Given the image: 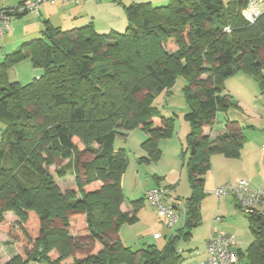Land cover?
<instances>
[{
    "label": "trees",
    "instance_id": "16d2710c",
    "mask_svg": "<svg viewBox=\"0 0 264 264\" xmlns=\"http://www.w3.org/2000/svg\"><path fill=\"white\" fill-rule=\"evenodd\" d=\"M247 1L168 0L159 7L132 3L123 8L126 27L121 33H99L92 23L62 30L45 21L39 38L4 55L0 228L15 241L17 251L4 264L182 263L176 245L189 240L201 224L210 157L239 158L245 140L242 127L231 120L215 138L203 134L204 128L214 126L218 112L239 108L224 83L243 74L264 96V13L254 24L247 23L242 17ZM24 60L40 75L22 85L10 80L8 72ZM177 77L186 81L183 119L190 125V193L183 203L174 199L185 209L183 226L162 247L133 250L120 241L119 230L137 221L145 194L130 202L129 212L120 210L127 158L125 150L114 149V141L141 129L147 153L141 161L159 159V141L174 135L175 120L163 116L152 100ZM57 162H65L54 169L58 178L67 173L74 177L65 192L51 173ZM166 189L171 193L174 188ZM236 206L246 214L254 236L245 254L235 250L238 264L242 259L245 264H264V213ZM5 212L19 220L22 238L3 218ZM24 242L33 243L30 253ZM52 251L55 260L49 258Z\"/></svg>",
    "mask_w": 264,
    "mask_h": 264
},
{
    "label": "rangeland",
    "instance_id": "374dc122",
    "mask_svg": "<svg viewBox=\"0 0 264 264\" xmlns=\"http://www.w3.org/2000/svg\"><path fill=\"white\" fill-rule=\"evenodd\" d=\"M221 1L227 3L228 0ZM111 2H113V0H101V4H93L89 6V9L96 15L95 23L99 25L98 27L101 31L106 33L110 29V25H112L110 23L113 22L114 27L117 29L116 31L121 33L126 27L124 15L122 16L120 13L123 7L115 6L116 9H112ZM167 3L168 2H165L163 6ZM115 4L119 5L117 2H115ZM40 36L41 34L32 36L23 42L34 38L36 39L37 37L39 38ZM23 42H19L15 47L18 48ZM226 81L231 91L225 90V92L230 94L234 101L238 102V100L240 101V98H242L243 101H248V105L252 106V102L249 101L251 96L254 95V92L249 93L248 88L244 84V82H251L250 84L253 86L250 85V87L252 90H255V97L262 107L256 112L253 108H247L243 104V110L230 107L226 112H218L216 115V123L213 127L220 129L222 127L224 128L226 120L237 121L243 129L245 140L239 158H226L220 154H213L210 157V168L204 176V198L200 205L203 223L191 232L189 240H179L176 245L177 250L181 252L183 258L182 263L194 256L192 254L198 253V255H203V252H205V239L212 225L213 217L220 218V220L215 221V228L222 232L232 233L235 236V249L237 248V250H240L243 254H245L246 249L254 240L246 214L237 208L233 198L227 195L222 199H217L213 195V191L215 187L234 184L239 180L248 182L254 188L264 190V152L261 150V147L264 145V96L261 94V90L257 83L246 75L235 74L226 79ZM185 85L186 81L182 77H177L169 90L154 95L152 100V104L157 107L163 116H174L175 129L171 140H173V144H180V142L184 144L177 158H171L172 154L170 149L169 153H165V155L161 154L156 161H149L148 163L141 161V158L147 157V153L142 148V143L146 136L141 129L129 131L126 133L125 137L117 136L114 141V149L125 150L127 158L126 171L122 177V193L124 196L122 207L125 209L129 208L130 202L141 199L142 195L145 194L144 191L152 186L160 185V188H166L168 186L164 185H176L175 191H171L170 196L181 203H183L190 193L186 169V163L189 158V151H186V138L190 131V125L183 119V116L187 112V106L183 97V88ZM232 92L234 94L236 93L238 96H234ZM237 97L240 98L238 99ZM2 127L3 125L0 124V131ZM160 144H163V140L159 141V147L161 146ZM64 164L65 162H57L56 165L51 168L55 184L62 192H65L74 181V177L71 173H67L62 178H58L55 174V167ZM174 168L176 173L172 172ZM163 176L167 178L164 180ZM250 178H253L252 182H250ZM166 181L174 182L168 184ZM218 201L221 203L225 202L220 210L217 207ZM143 205L148 209L153 208L145 202V199ZM256 210L259 213H264V206L258 207ZM3 218L12 226L13 230L16 232L17 238H22L21 233L18 231L20 222L17 217L12 212H5ZM152 218L154 226L160 224L157 221L156 215L155 218ZM136 223L137 221L131 225H123V235L128 239V243H131V249L133 250L139 249L134 243L145 237L135 238L134 235L137 232L145 229V227H143L145 225L144 220H142L139 225H135ZM147 233L151 234L153 232L149 231L144 234ZM29 234L32 238L33 235L31 232ZM145 241H150L149 236L146 237ZM162 242L163 240L158 243ZM24 249L26 252L30 253L33 249V243L24 242ZM16 254L15 241L9 236L5 228H0V264L6 263ZM56 257L57 255L54 251L49 254L50 260H55ZM245 262L246 260L242 259L239 264H245ZM69 263L70 261H67L65 264ZM29 264L39 263L32 261Z\"/></svg>",
    "mask_w": 264,
    "mask_h": 264
},
{
    "label": "crops",
    "instance_id": "0c3cea01",
    "mask_svg": "<svg viewBox=\"0 0 264 264\" xmlns=\"http://www.w3.org/2000/svg\"><path fill=\"white\" fill-rule=\"evenodd\" d=\"M113 2H111L112 9H116L115 6L117 7L122 6L124 8L125 6H128L132 3H150L152 6H156V7L163 6V4L165 2H168V0H113ZM115 2H117L119 5L115 4ZM26 3H27V0H0V9L8 8L14 11L13 16L11 17L9 31L6 34V36L2 40H0V62L2 61L4 55L9 54L15 50L16 48L15 46H17L16 44H18L19 42H23L24 40H26L27 38L29 39L32 36H35V35L38 36V34L40 35L43 30V22L45 21H48L53 27H59L62 30H70L73 28H78L80 26L92 23L94 28L99 33H104V31H101V29L98 27L99 25L95 23L96 15L93 12H91L89 9V6H92L93 4L94 5L101 4V0H84V2L77 4V5L59 4V3H55V4L44 3L40 6L38 15L25 11L24 6L26 5ZM122 11L120 13L123 16L124 9ZM110 24L112 25H110L109 27L110 29L108 31L110 30L116 31L117 29L114 27L113 22ZM8 75H9L10 80L17 81L19 84L23 85V84L29 83L32 80L38 78V76L40 75V71L35 70L32 67V64L30 63L29 60H24L21 63L12 67L9 70ZM237 76H240V75H237ZM250 83L251 82L249 81L244 82L245 86L249 90V93L254 92V95L251 96V99L249 101V102H252L253 105L252 106L248 105V101L247 102L245 100L243 101V99L240 97H237L238 99L240 98V101L238 100V102L236 101V103L239 106L238 109L240 110L242 109V106L244 104V106H246L247 108H253L254 111L257 112L259 111V109H261L262 105H260V102H258V99L255 97V90H252V88L250 87V85L252 84ZM225 90L231 91L228 88L227 81L225 82ZM232 94L234 96H238L236 93L234 94L232 92ZM222 128L220 129H217L216 127L204 128L203 134L209 135L210 138H215L216 136L224 132V128L223 129ZM171 138L164 139L163 144H160L161 146L159 147V149L161 151V154L163 155H165V153H169L171 149V154H172L171 158H177L179 152L182 151L184 144H182L181 142L180 144H173L174 142L173 140H171ZM172 170H173L172 172L176 173L175 168ZM163 178L165 180V178L167 177L163 176ZM250 179L251 181L250 180L249 181L252 182L253 178H250ZM166 182H168V184H171L174 181H166ZM164 186L173 187L174 188L173 191H175V188H176V185H173V184L164 185ZM154 187H160V185L149 187V189L154 188ZM149 189H146L144 192H146ZM143 196L144 194L142 195V198ZM222 203L220 201L217 202V207L219 210L221 209V207L224 205L225 202H222ZM120 210L126 213L131 210V207L129 206L128 209H125L121 205ZM200 214H201V224H202L203 217H202L201 206H200ZM155 215L157 217L158 223H160V224H156V226H154V223L152 222L153 220L152 217L155 218ZM215 218H218V217H215ZM215 218L213 217L212 219V225L206 236L205 244L210 234L223 233L222 231H219L218 229L215 228V225H216L215 221H217L215 220ZM142 220H144L145 225L143 227H145V229L140 232H137L134 235L135 238L145 236L144 239L137 240L134 243L136 246H138L139 249L145 247L146 245H156L158 247L163 246L167 238H169L170 236H173L176 230L182 228L184 216L180 215V218L177 221L176 225L171 229H167L164 226L163 222L158 218L156 214V210L154 208L148 209V208H145L144 205H142L137 212V223L135 225H139V223H141ZM123 227L124 226H122L119 230V239L124 244V246L131 247L130 245L131 243H128V239L124 237L123 235ZM149 231L153 233L144 234L145 232H149ZM155 234H158L160 237L157 239L154 238ZM148 236H149L150 241H145L146 237ZM161 240H163V242L158 243ZM192 255L194 256H192L189 260L183 262L182 264H205L206 251L203 252V255H198V253L197 254L195 253Z\"/></svg>",
    "mask_w": 264,
    "mask_h": 264
},
{
    "label": "built area",
    "instance_id": "2783aa9c",
    "mask_svg": "<svg viewBox=\"0 0 264 264\" xmlns=\"http://www.w3.org/2000/svg\"><path fill=\"white\" fill-rule=\"evenodd\" d=\"M84 0H27L24 10L38 14L39 8L44 3L49 4H80ZM11 9H0V40L10 28ZM264 13V0H248L247 6L242 10V17L249 24H254ZM264 152V145L261 147ZM213 195L222 199L230 195L234 202L243 210L264 206V190L252 187L248 182L239 180L236 183L215 187ZM145 201L156 210L158 218L167 229L173 228L180 218L184 216L185 209L179 205L166 188H151L145 192ZM215 220H220L215 218ZM158 234L154 238H159ZM235 236L232 233L210 234L206 244L205 264H238L235 252Z\"/></svg>",
    "mask_w": 264,
    "mask_h": 264
},
{
    "label": "water",
    "instance_id": "95a60500",
    "mask_svg": "<svg viewBox=\"0 0 264 264\" xmlns=\"http://www.w3.org/2000/svg\"><path fill=\"white\" fill-rule=\"evenodd\" d=\"M193 153H194V146H192L190 149V155H192Z\"/></svg>",
    "mask_w": 264,
    "mask_h": 264
}]
</instances>
